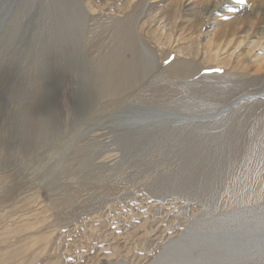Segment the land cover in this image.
Wrapping results in <instances>:
<instances>
[{"label":"bare ground","instance_id":"1","mask_svg":"<svg viewBox=\"0 0 264 264\" xmlns=\"http://www.w3.org/2000/svg\"><path fill=\"white\" fill-rule=\"evenodd\" d=\"M5 20L25 26V36L31 35L32 27L34 31L40 27L39 36L41 40L46 36L52 54L67 58L70 74L62 107L66 115L73 114L72 125H84L85 120L99 112L101 120L107 114L111 115L108 119H115L107 128L98 126L87 133H104V128L114 132L120 127L126 131L133 123L151 133L169 125L183 133H229L230 128L221 127L232 123V128L238 117L248 111L243 124L231 131L251 133L244 149L234 144L233 161L241 159L242 166L230 170L220 191L218 208L250 206L264 200V0H244L243 4L237 0H0V24ZM84 77L87 91L83 90V95L89 98L88 107L82 102L76 106L72 93L80 91L76 85ZM31 81L27 85L23 81L25 85L19 84L12 92L22 105L28 98L24 91ZM29 102L27 111L19 115L6 113L0 120V133L13 131L22 136L9 137L10 147L6 138L0 140V168L4 171L0 172V264H114L113 258L122 253L138 263L150 261L149 247L161 237L160 226L146 228L154 218V209L165 208L167 220L176 213L179 202L174 199L161 205L148 195H143V200L136 197L139 192L132 189L140 179V171L121 172L119 153L110 146L106 145L110 150L97 148L101 162L92 165L98 169L95 177L106 175V180H74L75 167L74 172L70 171L73 182L61 184L57 179L65 173L58 170L61 163L67 160L71 165L76 158L69 153L83 150L78 141L85 133L72 140L61 157L58 155L53 174H45L32 183L10 185L11 178L24 171V163L10 169V161H26L33 145H42L48 151L58 133L52 125L48 133L39 132L44 118L35 107L43 104ZM116 103L117 113L109 112ZM250 105L254 106L249 110ZM77 108L84 109L82 117ZM33 127L34 144L30 141ZM89 147L88 144L85 149ZM44 151L38 149L30 157V163L24 165L26 173ZM255 169L259 175L253 174ZM10 171H18V175ZM125 196L131 202L115 201ZM113 202L116 204L108 205ZM123 216L141 217L138 223L143 222L141 227H145L141 228V235H118L126 226ZM113 220L117 225H113ZM106 231L112 239H106L110 245L104 247L99 240ZM131 235L135 247L122 246L121 242ZM93 243H98L99 249H93L96 254L91 256ZM120 246L125 248L123 252ZM259 247H264V242Z\"/></svg>","mask_w":264,"mask_h":264},{"label":"rangeland","instance_id":"2","mask_svg":"<svg viewBox=\"0 0 264 264\" xmlns=\"http://www.w3.org/2000/svg\"><path fill=\"white\" fill-rule=\"evenodd\" d=\"M24 28L25 26L19 24L15 25L6 20L2 21V25L0 24V120L6 113L17 112L14 113V115H19L25 112V110L27 111V104L29 101H32L35 105L39 102V104L43 105H37L35 108H39L38 111H41L40 113L44 118L42 129L39 132L48 133L50 125H52L54 129L58 128V133L54 135L52 145H50L48 151H44L42 145H38L39 148L33 145L34 148L29 155L30 157L36 155L38 149H42L44 155H42L40 159L34 157L36 163L30 165L28 173H26V167H24V165H26V162L30 163V157H28V159L25 158L27 159L26 161L24 159L17 160L16 162L10 161V169L20 167V165L24 163V165H22L24 171L18 169V171H22L20 175H18V171H14V173L10 171L13 175H18V177L11 178V186L13 184L20 185L32 183L36 178H43L45 174H53L60 159L58 155L61 157L72 140L86 133L84 137H80L81 141H78L81 142V148L83 149L81 152L84 154L81 152L77 154L73 151L69 153L73 158L76 156L73 162H71L72 164L70 165V162L66 160V162L63 161L61 163L60 168L58 167L60 172L65 170V173H60V177L57 178L61 184L68 183L69 181L73 182V179H70L72 167H75L73 169L75 171L73 175L74 180L80 181L82 178L84 179V177H86L85 180L87 179L88 181L92 180L98 182L99 180H106L108 177L106 175H104V177L101 175L102 179H100L101 177H95L98 172H96V170L98 169H94L97 167L92 165L96 164V166H98L99 161L101 162V159L99 158L98 160L97 158L99 153L98 149L106 147L107 145L110 146L109 148L111 150L113 149L119 153V166H123V171L121 172L140 171V174L142 173V175L139 174L140 179L137 182L139 183V181H142L145 185L143 186L142 182L139 185H136L137 182L135 183L132 191L139 192L136 197H140V200H143V195H148L151 199H157V203L161 205L162 203L174 199L179 202L176 213L172 214L170 218L168 217L167 220V211L165 208L154 209V218L148 226L146 225L148 230L160 226L158 230V235L161 236L158 239L159 241H156L153 247H149L151 252L149 257L150 261L138 263L133 257L129 256V258H127L125 253H122L121 255L115 256V259L113 258L114 264H264V249H262L264 247L258 248V245L264 242L263 240L261 242L259 241L260 237L264 238V200L250 206L218 208V204H220L221 201L220 194L222 193H220V191L224 189L222 186H225L228 181L227 179L229 177L227 176H230L233 170H238V167L242 166L241 159L236 158V160L233 161L234 144L237 143L240 148L243 146L244 149L251 133H231V131L235 130L238 124H243L242 120L245 119L248 111L242 115L243 117H238V120L234 123L235 126H232V128H235L232 129L230 127L232 123L225 124L221 127V129L230 128L231 131L229 133H183L180 132L178 128L174 130L175 127L171 125L167 127L168 129L157 131L160 133H151L149 130H144L143 126H138L136 123L129 126L126 131H121L120 127V130L112 132L106 128L110 126L115 119H108L107 117L111 115L107 114L104 115V117H107L101 120L103 116L100 112L94 115V118L91 117L87 119V121L85 120L84 125L82 124L83 126L81 124L79 126L72 125V119H74L73 114H71L72 116L66 115L62 107L63 94L65 91H68V78L70 74L68 60L66 57L61 58L55 53L52 54L53 51L50 45H46V36H44V40H41L39 36L40 27L37 26L35 31L32 27L30 32L31 35L28 33L26 36V33L23 35ZM22 80L27 82L25 83ZM83 80L84 81L80 79L81 82L79 81V85H76V88L80 91H77L76 94L74 92L72 93L74 94V99H77L76 106H80L82 102L86 105L85 107H88L89 98L87 97V99L86 96H84V91H87V89H85L86 77H84ZM29 81L32 83L28 84L29 87H26L27 90L25 89L26 91H24L28 98L26 97L27 100L25 99L24 101L25 105L24 102L22 105L16 98L14 99V97H12V92H14L16 87L24 83L27 85V83H30ZM33 95L35 97L37 96L39 100L43 98L44 102H41L42 100L39 101ZM34 100L38 102L36 103ZM78 102L79 104H77ZM118 106L119 105L116 103L112 105L108 111L117 113ZM253 106L254 105H250L248 109L250 110ZM76 110L80 111L81 117L84 115V109L77 108ZM40 113L38 115L39 117H41ZM249 120L250 119H248V122ZM34 123H36V119ZM103 125L106 126V128H104V133H87ZM72 129H74V131H72ZM36 131H38V129H36ZM214 131H217V129ZM30 132L32 136L30 141L34 144L36 143V141H34V127ZM79 132L81 133L79 134ZM0 134V140L1 138L2 140L6 138L8 147H10L9 137H18V139L22 137H19V135H21L20 133L13 131L8 134ZM36 135H38V133H36ZM88 138H91L90 141H88ZM92 138L95 141H93ZM54 143L57 144L54 145ZM231 143H233V146ZM88 144L90 147H95V149L90 147L89 149H85ZM109 148L107 150H110ZM52 151H54V153H52ZM50 153H52V155H50ZM90 155L94 158H90ZM4 159H6V157H4ZM2 167H4V164ZM34 167H36V169H34ZM0 169L1 174L4 173L2 168ZM87 169L88 171H86ZM73 170L72 172H74ZM90 170H93V172L89 173ZM146 170L149 172L147 173ZM30 171H32V173H30ZM24 173H26V175H24ZM146 174L150 175L152 182ZM253 174L259 175V170L255 169ZM89 175L91 177H89ZM22 177H24V179H22ZM96 178H99V180ZM145 187L146 191L144 190ZM152 191L160 195L163 194L162 196L158 194V196ZM203 191L206 192L203 193ZM153 195L157 196L152 197ZM115 201L124 204L131 202L126 196L124 199H116ZM114 202L108 205L116 204ZM115 213L118 215L121 214L120 212ZM175 215H177L176 218ZM128 217L129 216L122 217L126 226L118 235L132 232L141 235V228H145L141 227V223L143 222L138 223L141 217L137 219H129ZM113 221V225H117L116 220ZM132 237L131 235L130 239L128 237L127 241H122V246L125 245L128 248L135 247V240L132 239ZM108 238H110V240L112 239V237L109 236V232L107 233L106 231L104 236L100 237L99 242L103 241L104 247H107L110 245V240L105 241ZM95 241H98L97 238ZM257 243L258 245H255ZM97 244L91 247L92 254L89 253L91 256H93V252H95L93 249L96 250V252L99 249L97 248ZM135 249L137 250V248ZM122 250H125V248L120 246V251L123 252ZM96 252L94 254H96ZM103 252H105V250H103ZM85 257L89 258V255ZM76 263H78V261L74 262V264Z\"/></svg>","mask_w":264,"mask_h":264},{"label":"snow or ice","instance_id":"3","mask_svg":"<svg viewBox=\"0 0 264 264\" xmlns=\"http://www.w3.org/2000/svg\"><path fill=\"white\" fill-rule=\"evenodd\" d=\"M237 3L243 4L244 0H237Z\"/></svg>","mask_w":264,"mask_h":264}]
</instances>
